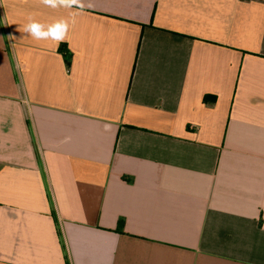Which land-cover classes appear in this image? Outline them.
<instances>
[{"label":"crops","instance_id":"0c3cea01","mask_svg":"<svg viewBox=\"0 0 264 264\" xmlns=\"http://www.w3.org/2000/svg\"><path fill=\"white\" fill-rule=\"evenodd\" d=\"M85 4L0 0V264H264V0Z\"/></svg>","mask_w":264,"mask_h":264},{"label":"clouds","instance_id":"9594fccd","mask_svg":"<svg viewBox=\"0 0 264 264\" xmlns=\"http://www.w3.org/2000/svg\"><path fill=\"white\" fill-rule=\"evenodd\" d=\"M45 7L68 10V18H59L52 23H41L33 16L27 17L22 31L36 41H53L59 43L66 41L69 29L76 22V17L85 9V0H40ZM87 7H91L89 3Z\"/></svg>","mask_w":264,"mask_h":264},{"label":"trees","instance_id":"16d2710c","mask_svg":"<svg viewBox=\"0 0 264 264\" xmlns=\"http://www.w3.org/2000/svg\"><path fill=\"white\" fill-rule=\"evenodd\" d=\"M207 97H209V96H207V95H206V96L204 97V99H207ZM212 97H213V96H212ZM209 98H211V97H209ZM119 231H121V229H120V228H119Z\"/></svg>","mask_w":264,"mask_h":264}]
</instances>
